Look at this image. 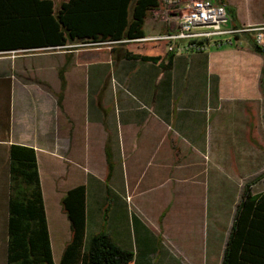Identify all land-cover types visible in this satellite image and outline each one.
<instances>
[{
  "label": "crops",
  "instance_id": "obj_1",
  "mask_svg": "<svg viewBox=\"0 0 264 264\" xmlns=\"http://www.w3.org/2000/svg\"><path fill=\"white\" fill-rule=\"evenodd\" d=\"M216 3H224L228 10H233L238 24L264 22V0H216ZM164 24L160 25L161 28L156 27L147 37L165 34L177 27L176 19L167 27ZM255 49L252 42L243 40L235 46L213 45L202 52H175L172 64H168L167 59L145 63L146 68L142 73L151 82L155 81L156 86L162 80V93L158 94L156 90L146 100L135 95L131 97L132 101L119 96L120 93L117 99L116 96L111 98L106 93H99L101 100L111 101L112 104L113 99L115 114L112 117L117 126L113 125L105 111L109 104L101 103L94 113H88L90 125L86 127V103L82 99L85 100L87 94L82 90L76 91L78 107L74 103L73 107L67 108L64 99V120L61 125L55 110V93L46 85L35 80L29 83L9 79L0 81V217H4L7 231L10 147L24 144L37 150L38 159L41 155L53 162L58 159V181L56 184L53 182L58 190L60 182L71 183L60 192L53 220L57 227L58 243L61 232L58 219L62 216L67 218L62 210L61 198L69 188L85 184L87 243L94 234L106 231L119 245L133 250L135 264H222L236 205L245 185L243 175L251 179L254 194L264 192V178L257 179L261 147L255 143L261 140L262 135L261 101L264 95L261 90L256 98L245 96V99L238 100L231 83L223 85L216 78L214 82L213 76L218 77L217 73H222L220 69L230 63L234 57L232 52L247 50L250 53ZM190 56L196 57L191 71H188L186 57ZM204 56L208 60L206 65ZM262 56L258 51L252 54L254 61L264 66ZM40 61L50 64L51 58ZM69 61L67 59L63 65ZM179 61L181 69L178 78L181 80L176 85L177 80H172L171 73ZM111 63L99 64L110 66ZM84 65L92 64H77ZM203 66L205 71L215 72L211 75L210 98V95L200 97L199 91L196 92L203 80ZM44 71L38 73L46 79ZM207 72L205 75H208ZM126 73L129 79L133 71L129 68ZM97 74L99 79L102 73ZM188 74L192 75L193 89H196L190 94H187L184 83ZM65 76L67 83L73 78L67 72ZM96 83L99 82L96 80ZM177 87L178 95L171 97L169 92H176ZM66 90L68 93V84ZM136 100L142 101L143 106H137L134 103ZM253 101L260 103L258 122L254 123L259 128L250 126L257 116L252 108ZM92 119L95 124H92ZM177 135L186 138L183 148L177 142ZM230 140L247 142V149L252 150L255 159L254 169L247 173L236 169L234 173L229 168V151L235 148L237 152L242 147L240 142L232 144ZM106 148L115 164L111 179L107 178ZM177 151L183 155L182 161L175 160ZM61 161L69 165L60 167ZM228 176L236 178L239 183L237 196L233 200L228 197L227 187L232 183L228 181ZM164 184L167 190L160 191ZM175 184H178V188ZM45 197L44 192L50 228ZM69 239L70 235L62 245L59 260ZM51 240L53 244L52 237ZM249 241L253 245H247L244 240L242 244L247 251L243 256L240 250L234 263L263 264L261 238L253 234Z\"/></svg>",
  "mask_w": 264,
  "mask_h": 264
},
{
  "label": "trees",
  "instance_id": "obj_2",
  "mask_svg": "<svg viewBox=\"0 0 264 264\" xmlns=\"http://www.w3.org/2000/svg\"><path fill=\"white\" fill-rule=\"evenodd\" d=\"M163 8V0H0V53H30L57 48L73 53L78 49V64L123 60L147 63L161 59H167L168 64H172L176 51L168 49L170 41L142 40L147 38V20L154 11ZM229 11L234 23L238 24L233 10ZM175 12V9L171 10V14ZM252 44L256 51L264 55L260 48ZM59 74L61 91L57 100L59 107L63 108L67 87L65 68ZM260 85L264 95V69ZM254 123L251 128L257 127ZM250 142L253 143L252 140ZM256 144L264 150L261 141ZM106 156L107 178L111 179L115 164L108 148ZM10 161L8 264H135L133 250L119 245L106 231L94 234L88 243L85 241V184L69 188L61 198L71 232L56 263L38 152L29 145L13 144ZM263 178L264 172L257 179ZM251 186L252 182L243 185L222 264H243L234 263V259L240 250L243 252L241 255L247 251L242 244L244 240L247 245H253L249 241L253 234L261 238L264 248V192L254 194ZM245 230H248L247 233H244Z\"/></svg>",
  "mask_w": 264,
  "mask_h": 264
},
{
  "label": "rangeland",
  "instance_id": "obj_3",
  "mask_svg": "<svg viewBox=\"0 0 264 264\" xmlns=\"http://www.w3.org/2000/svg\"><path fill=\"white\" fill-rule=\"evenodd\" d=\"M216 1V0H214ZM165 9H159L152 13L150 19L146 22V32L149 34L150 32L153 33V31L163 26L161 24L166 25V27L174 22L175 17L173 14H171V10L175 9V7L171 4H164ZM161 25V26H160ZM152 36H148L147 38H150ZM235 46V45H234ZM246 46V45H244ZM231 48V47H230ZM247 50L242 51H234L233 53V59L230 61L228 65L224 69H220L222 73H217L218 77L213 76L214 82L215 78L217 79V82L219 80L223 85L232 84L236 99L242 100L245 99V96L256 98L259 96L258 94H261V76L264 69V66L258 65L253 57L252 54H254L256 51L247 53ZM79 52L78 49L74 50L73 53H70L68 50H61L60 48L57 49H50V50H44L39 49L36 51H32L30 53L27 52H3L0 53V81L9 79V81L13 80L17 82V80L20 81H26V82H32L33 80L42 83L43 85H46L50 90L54 91L55 93V110L57 114L59 115V120L61 125L63 124V118H64V103L63 108L59 107L57 97L60 94L61 91V82H60V74L62 68L65 67V72L70 73L73 78L70 82H68V93L66 90L65 93V105L66 107H73L74 103H76V106L78 107L79 99L77 98L76 91L82 90L84 93L87 94L85 100L82 99L86 103V127H89L90 120L88 118V113H91L95 111V109L98 108V106L102 104H109L105 107V111L108 113V116H110V120L112 121L113 125H116L115 119L113 114H115V107L114 102L107 101L105 99L101 100V95L99 93H106L109 97L112 98V96H116L115 99L119 96H124L125 98H128L129 101H132L131 97H134L135 95L139 99H147L154 95L155 91H158L159 93H162L163 90V81H158V86H156L155 81L151 82L150 79H147L145 75L142 73L146 66V62H139V61H129V60H123L121 62H112L109 64L110 66H104L100 65L99 63H91L92 65H84V66H77L78 60H77V53ZM196 56H190L186 57V61L188 62V71H191L192 65L194 63V58ZM263 57V56H262ZM51 58L50 64L43 63L40 61V59L46 60ZM264 58V57H263ZM22 62V60H24ZM67 59H70L68 63H71V65H63L64 61H67ZM203 59L205 60V65L208 64L207 57L204 56ZM28 60V61H27ZM28 63H27V62ZM49 63V62H48ZM103 63H109V62H103ZM81 65V64H78ZM180 65L181 62H177L175 64V70L171 73L172 80H177L175 82L176 85H178V81L181 79L178 78L180 75ZM261 66V67H260ZM25 67V69H24ZM39 67V68H38ZM43 67V69H41ZM133 71L131 74V78H127L126 75L129 68ZM205 66H203V80L200 82L199 88L193 89V77L191 74H188L185 78V85L187 87V94L192 93L193 90L199 91L198 96L207 98L209 95V98L211 97V82H212V74L215 72H207L204 70ZM2 70H4L2 72ZM41 70H45L44 74H46L47 78L44 79V77L38 73L41 72ZM101 72L100 80L98 79V74ZM104 72H107L105 76L102 78V75ZM205 72H207L208 75H205ZM121 77V78H119ZM180 79V80H179ZM96 80L99 83H96ZM216 82V84H217ZM179 91V87H177L176 92L173 91L171 94V91L169 92V95L171 97L177 96ZM228 91V90H227ZM120 93V94H119ZM119 94V96H118ZM63 99V101H64ZM262 103V123L260 125V131L262 132L261 135V142L264 145V97L261 101ZM69 103V104H68ZM134 103L137 104V106H143V102L140 100H136ZM252 108L256 110L257 116L255 118V123L258 122V107L259 102L253 101ZM102 107V106H101ZM200 115H202L200 113ZM90 117V115H89ZM88 118V119H87ZM92 124H95L92 119ZM201 127L202 124L200 123ZM257 126V125H256ZM259 128V126H257ZM178 144L185 146L186 138L177 135L176 136ZM231 143H237L240 142V146H242L239 151L235 152V148L229 151L231 159L229 160V168H231L234 173L236 169H242L243 172L250 171L254 169L256 166L255 159L252 156V150L247 149V142L242 140H230ZM249 142V141H248ZM245 146H243V144ZM250 143V142H249ZM256 143V142H255ZM251 144V143H250ZM196 156V155H195ZM175 160L176 161H182L183 155L179 153L178 151L175 152ZM254 159V160H253ZM39 160V170L41 174V185L43 192H45L48 203V209H49V219H50V228H51V237L53 239L54 244V258L56 261L59 260V254L60 250L62 249L63 243L66 242V240L69 238L70 235V227H69V221L65 216H62L58 219L61 226V232H60V241L59 243L56 241V232L57 227L54 224L53 220L55 218V213L57 211L58 207V198L60 196L61 190L63 188L70 186L71 183L60 182V189L58 190L55 186L58 181V173L57 169L60 164V162L55 160L54 162L50 158H45L44 155H41ZM62 164L60 167H63L64 164L67 162L61 161ZM54 163V164H53ZM241 163H243V167H241ZM54 165V167L52 166ZM69 164H66V166ZM72 165V164H71ZM73 166V165H72ZM254 166V167H253ZM241 171V170H239ZM259 175L264 172V150L261 148V151L259 152ZM218 174V173H217ZM228 181H232L230 185L227 187L228 189V197L230 200H233L237 196V189L239 183L237 182L236 178H229ZM217 178V175H216ZM246 174L243 175V183L246 184L247 182H250L251 179H246ZM55 184H54V183ZM229 183V182H228ZM175 186L178 188V184H175ZM181 186V185H179ZM160 191H166L167 187L166 184L162 185L159 188ZM55 204V207L53 206ZM230 204V203H228ZM53 206V207H52ZM60 211V210H59ZM230 213V212H228ZM0 264H8V258H7V248H8V237H7V229L5 227V223L3 218L0 217Z\"/></svg>",
  "mask_w": 264,
  "mask_h": 264
},
{
  "label": "built area",
  "instance_id": "obj_4",
  "mask_svg": "<svg viewBox=\"0 0 264 264\" xmlns=\"http://www.w3.org/2000/svg\"><path fill=\"white\" fill-rule=\"evenodd\" d=\"M175 7L176 29L146 39L170 41L169 50L184 53L189 50L205 51L215 45H237L249 40L264 52V22L235 24L224 3L214 0H163Z\"/></svg>",
  "mask_w": 264,
  "mask_h": 264
}]
</instances>
